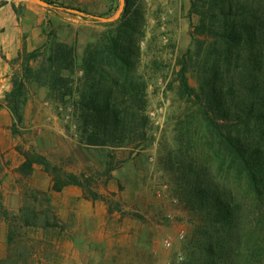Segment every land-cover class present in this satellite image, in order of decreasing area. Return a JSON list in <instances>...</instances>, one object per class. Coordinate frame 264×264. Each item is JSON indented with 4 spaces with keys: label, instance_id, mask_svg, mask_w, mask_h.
Wrapping results in <instances>:
<instances>
[{
    "label": "trees",
    "instance_id": "16d2710c",
    "mask_svg": "<svg viewBox=\"0 0 264 264\" xmlns=\"http://www.w3.org/2000/svg\"><path fill=\"white\" fill-rule=\"evenodd\" d=\"M43 1L73 14L71 6ZM12 8L24 16V9ZM80 12L85 21L100 23ZM189 16L198 22L169 84L179 108L171 119L173 145L163 157L189 217L178 264H264V0H191ZM49 25L46 46L24 47L12 61L20 66L4 98L12 133L25 123L31 88L47 89L58 115L75 125L79 143L106 152L109 176L116 161L111 151L147 150L154 142L149 88L157 67L143 64L140 0H125L120 16L83 51ZM21 153L22 177L40 166L54 192L76 186L87 199H102L92 178L66 173L33 150ZM21 215L38 227L32 214L22 209ZM44 225L51 226L48 220Z\"/></svg>",
    "mask_w": 264,
    "mask_h": 264
},
{
    "label": "rangeland",
    "instance_id": "374dc122",
    "mask_svg": "<svg viewBox=\"0 0 264 264\" xmlns=\"http://www.w3.org/2000/svg\"><path fill=\"white\" fill-rule=\"evenodd\" d=\"M16 1L37 4L31 0ZM58 3L102 18L119 17L125 6V0ZM140 6L145 15L143 64L157 67L150 82L149 111L156 112V122L161 121L162 126L152 124L154 142L147 150L111 151L116 161L109 176L104 174L106 152L79 143L75 125L69 123L67 116L58 115L47 100V89L31 88L25 123L18 128V135H14L11 130L14 121L4 103L12 83L9 91L2 83L0 264H178L182 261L184 239L180 233H187L189 217L174 195L163 157L173 145L171 119L179 108L169 84L179 70L178 58L191 47L192 25L198 18L189 16L191 0H140ZM60 11L64 19L70 20L66 22L68 25L59 26L66 39H73V32L67 26H80L75 44L81 51L108 28L104 22L92 23L80 14ZM19 69V63L12 65V77ZM192 85L195 86L193 81ZM32 150L66 173L92 178L93 190L102 199H87L84 190L76 186L54 192L52 178L40 166L31 177H22L18 173L24 162L21 152ZM162 186L167 189L161 192ZM22 209L32 214V224L37 223L38 227L24 222ZM47 220L49 227L44 225ZM168 238L173 243L171 248L164 243Z\"/></svg>",
    "mask_w": 264,
    "mask_h": 264
},
{
    "label": "crops",
    "instance_id": "0c3cea01",
    "mask_svg": "<svg viewBox=\"0 0 264 264\" xmlns=\"http://www.w3.org/2000/svg\"><path fill=\"white\" fill-rule=\"evenodd\" d=\"M68 4L93 3L94 0H54ZM96 1V0H95ZM8 4L0 6V81L7 91L11 89L12 61L27 48L33 52L48 44L50 27L49 21L57 30L59 38L69 45L75 44L77 33H81L80 26H67L73 32L72 41L60 32L59 26L68 25L69 19H64L60 8L45 7L40 4H27L16 0H5ZM12 4L24 9V16L18 17ZM68 188V187H67Z\"/></svg>",
    "mask_w": 264,
    "mask_h": 264
},
{
    "label": "built area",
    "instance_id": "2783aa9c",
    "mask_svg": "<svg viewBox=\"0 0 264 264\" xmlns=\"http://www.w3.org/2000/svg\"><path fill=\"white\" fill-rule=\"evenodd\" d=\"M3 92H4V86L2 85V82L0 81V93L2 94ZM149 116H150L152 124H155V125H158V126H162V122L161 121L160 122L159 121L156 122L157 121L156 112H150L149 111ZM166 189H167V186H162L160 191L162 192V191H165ZM161 192H159V196H161ZM174 202L177 203L178 200H175ZM185 236H186L185 232L182 231L180 233V238L183 240L185 238ZM164 243H165V246L167 248H171L172 245H173L172 240L170 238L166 239Z\"/></svg>",
    "mask_w": 264,
    "mask_h": 264
},
{
    "label": "water",
    "instance_id": "95a60500",
    "mask_svg": "<svg viewBox=\"0 0 264 264\" xmlns=\"http://www.w3.org/2000/svg\"><path fill=\"white\" fill-rule=\"evenodd\" d=\"M37 4H40L42 6H45V7H50V5L43 1V0H31ZM68 12H71V13H74V14H80V15H84L82 12L78 11V10H75V9H69ZM91 19L93 20H96V21H101V22H104V23H111L113 22L114 20H116L117 18H102V17H96V16H90Z\"/></svg>",
    "mask_w": 264,
    "mask_h": 264
}]
</instances>
